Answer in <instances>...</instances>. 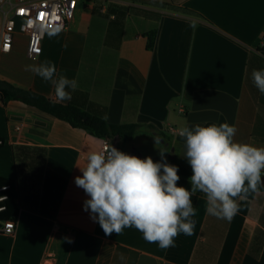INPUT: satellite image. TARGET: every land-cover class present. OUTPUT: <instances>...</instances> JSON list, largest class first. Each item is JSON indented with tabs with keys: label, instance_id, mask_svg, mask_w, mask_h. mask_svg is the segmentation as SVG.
<instances>
[{
	"label": "crops",
	"instance_id": "1",
	"mask_svg": "<svg viewBox=\"0 0 264 264\" xmlns=\"http://www.w3.org/2000/svg\"><path fill=\"white\" fill-rule=\"evenodd\" d=\"M263 42L264 0H80L68 29L47 34L37 60L18 36L0 55V80L104 113L110 124H139L134 139L112 137L111 145L157 162L166 148L167 163L192 171L182 127L227 122L236 141L264 147V94L251 79L264 70ZM45 61L57 77L77 80L71 100H58L50 81L26 70ZM0 139V177L16 185L19 208L14 235L0 233V264H264V191L238 200L230 222L208 215L197 192L194 235L181 233L162 250L135 228L105 235L84 210L89 197L75 177L105 139L1 97ZM34 149L46 151L44 164ZM177 184L191 189L187 177Z\"/></svg>",
	"mask_w": 264,
	"mask_h": 264
},
{
	"label": "clouds",
	"instance_id": "2",
	"mask_svg": "<svg viewBox=\"0 0 264 264\" xmlns=\"http://www.w3.org/2000/svg\"><path fill=\"white\" fill-rule=\"evenodd\" d=\"M61 30L52 27L49 37ZM26 70L50 81L60 101L71 100V92L78 88L76 79L57 77L50 61L28 65ZM251 79L264 94V70L254 69ZM103 119L107 121L108 117ZM236 132V126L227 122L178 130L185 140L184 158L192 170L190 190L178 186L179 169L167 163L166 148H158L160 162L150 156L141 159L124 153L112 145L106 151L88 152L85 166L79 167L82 175L74 181L89 197L84 210L90 211L105 235L135 228L147 243L157 244L162 250L174 247L181 233L194 235L192 217L196 209L192 197L197 192L206 198L208 215L230 222L239 211L237 201L264 186V147L236 141ZM153 139L155 146L161 144L159 137ZM120 259H124L122 254Z\"/></svg>",
	"mask_w": 264,
	"mask_h": 264
},
{
	"label": "trees",
	"instance_id": "3",
	"mask_svg": "<svg viewBox=\"0 0 264 264\" xmlns=\"http://www.w3.org/2000/svg\"><path fill=\"white\" fill-rule=\"evenodd\" d=\"M153 45L154 35L151 34L148 47L152 48ZM260 51L264 54V45L260 48ZM0 97L4 104H7L10 101L22 102L58 119L66 121L74 128L87 130L90 134L101 139L119 137L125 141L132 140L135 138L137 130L140 127L139 124H110L103 119L105 116L104 113L101 115L92 113L90 110L73 103L62 104L33 91L17 88L2 80H0ZM210 124L214 123H208L205 126ZM3 144L4 141L0 139V147ZM18 151H20V148ZM34 151L38 153L44 164L46 151L44 149H34ZM171 164L178 166V175L187 178H190L192 175V171L182 167L175 159L171 161ZM5 186H8L9 188L5 191H0V197L6 196L5 200L0 201V208L4 207V209L0 211V227L4 221L11 219L17 220L19 215L17 187L10 180L0 177V189ZM260 191H264V187H259L256 192H250L247 199H253ZM198 193L203 194L200 192Z\"/></svg>",
	"mask_w": 264,
	"mask_h": 264
},
{
	"label": "built area",
	"instance_id": "4",
	"mask_svg": "<svg viewBox=\"0 0 264 264\" xmlns=\"http://www.w3.org/2000/svg\"><path fill=\"white\" fill-rule=\"evenodd\" d=\"M80 0H0V55L10 53L18 35L27 39L26 52L30 59L37 60L43 53V43L52 27L61 31L68 29L74 19ZM264 42L262 43V46ZM21 130V126L17 127ZM175 133V130L171 131ZM111 143L105 139L101 150H108ZM5 186L0 191L8 189ZM6 196L0 197V201ZM4 207L0 208V211ZM17 221H4L0 233L12 236Z\"/></svg>",
	"mask_w": 264,
	"mask_h": 264
},
{
	"label": "water",
	"instance_id": "5",
	"mask_svg": "<svg viewBox=\"0 0 264 264\" xmlns=\"http://www.w3.org/2000/svg\"><path fill=\"white\" fill-rule=\"evenodd\" d=\"M162 142H164V141L162 140ZM262 187H264V186H262Z\"/></svg>",
	"mask_w": 264,
	"mask_h": 264
},
{
	"label": "rangeland",
	"instance_id": "6",
	"mask_svg": "<svg viewBox=\"0 0 264 264\" xmlns=\"http://www.w3.org/2000/svg\"><path fill=\"white\" fill-rule=\"evenodd\" d=\"M18 36H20V35H18ZM22 36V35H21Z\"/></svg>",
	"mask_w": 264,
	"mask_h": 264
}]
</instances>
